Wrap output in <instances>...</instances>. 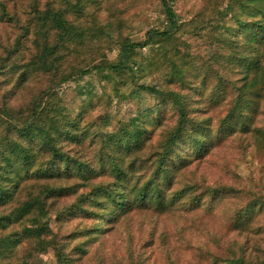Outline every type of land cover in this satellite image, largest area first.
<instances>
[{"label":"rangeland","instance_id":"374dc122","mask_svg":"<svg viewBox=\"0 0 264 264\" xmlns=\"http://www.w3.org/2000/svg\"><path fill=\"white\" fill-rule=\"evenodd\" d=\"M5 1L9 9L17 11V18L20 21L17 24L6 16H0V53L9 41L15 40L16 34H22L19 25L28 22L27 8L30 9V0ZM62 1L38 0L37 5L43 8L48 2L58 6ZM220 1L223 5L227 2V0ZM13 2L15 7L10 4ZM84 2L86 11L82 16L76 17L70 12L67 16L82 21L86 29L90 28L97 19H103L107 15L122 23L120 29L113 30L103 23V36L91 43L97 57L113 60L117 56L121 40L128 38L132 41H141L148 28L162 30L168 25L157 0H84ZM169 2L178 21L184 25L186 21L197 15L203 5L202 0H169ZM251 7V4L242 7L239 18L246 21L255 19L257 16L252 14ZM224 19L226 24L231 25V29L236 30L232 17L227 15ZM184 25L176 32L175 44L171 43V48L166 52L161 47L162 44L156 46L148 43L136 47L129 61L118 72L91 71L74 80L69 78L56 87V95L67 112L77 121L76 133L81 139L77 146L80 157L97 161L100 156L104 157L103 145H106L116 155L118 167L128 174L127 179L123 181L125 185H140L147 179L149 172L143 170L147 165L148 158L144 159L148 153L147 146L154 143L173 120L170 107L165 105L156 93L142 88V85L156 88L172 85L180 90L181 85L171 76L178 75L196 85L188 99L189 105L192 106V114L196 117L214 118L220 113L218 107L234 108L236 119L233 121V131L216 132L215 128L208 131L209 145L212 147L205 155L195 156L187 146L180 145L175 148L168 157L169 175L159 178L158 181L165 187L166 200L170 202L169 200L172 199L171 205L182 207L183 211L178 208L174 210L179 213L180 224L188 231L187 233L195 232L197 226L204 225H208L214 232V238L208 237L206 245L197 252L187 243H181L176 264L200 262L208 264L213 252L222 253L216 242L219 236L232 253L238 254L240 245L250 256L262 257L264 256V89L255 87L249 90L247 83H250L252 72L255 71L247 68V64L241 66L234 61L225 71L226 78L238 87L239 96L233 102L231 84L218 78L209 67L208 57L216 48L214 35L218 34L221 28L207 29L206 25H201L200 30L191 29L181 32L186 28ZM37 28L35 26L36 34L33 37H21L28 46L42 41L43 37L36 32ZM246 34L247 32L239 35L241 42L252 44L251 41L246 40ZM173 47L176 48V52ZM258 48L261 50V56L257 60L259 67L256 72L259 77L264 78V45L259 44ZM176 55L178 58H174L173 62L177 65L178 71L174 73L166 57ZM27 56V53H23L21 57L24 59ZM183 60L186 63L181 66ZM14 74L16 73H11L10 76L13 77ZM62 75L64 76L65 73ZM42 79L44 78L39 80ZM31 85L37 86L38 82ZM212 87H214V98L209 101V89ZM185 90L187 91L186 88ZM132 129L140 134L145 148L140 146L124 151L123 148L117 147L116 136L129 134ZM25 147L29 153L36 156L39 154L35 143L27 142ZM0 164L2 165L0 264H22L27 252L32 250L30 241L20 235L24 226L47 222L52 229H56L58 223L63 222L70 230L75 224L81 227L88 225L87 218H71L67 212H45L34 216H29L31 212H28L29 217L24 215L14 218L19 214L22 203L29 194L34 195L43 187H54L55 191L50 197L54 196L58 201L65 198V201H68L81 190L94 183L106 182L113 175L110 166L107 165L105 170L99 169L95 176L80 177L55 172L41 175L42 166L41 168L39 166L37 174L28 173L24 176L19 171L20 163L17 162L14 153L7 154L2 150H0ZM56 165L58 166V163ZM191 167L196 173L192 172ZM194 177L205 178L207 185H213L221 190H227L228 186L234 190L219 191L212 197L208 193L201 192ZM13 185L16 187L13 188ZM10 192L11 196L8 197ZM169 217L167 213L155 214L151 207L128 211L124 216L115 211L106 220L90 221V226L96 227L91 237L85 234L70 235L66 244L71 247L76 242L80 247L74 252L75 264H123L122 260L127 252L122 242L127 224L132 226L130 229L133 230L134 238H139L141 233L146 237L150 228L155 231L161 225L169 228ZM149 221H155L156 225H151ZM135 228H139L141 233H137ZM168 235L170 233H166L167 238ZM170 243L174 244V240ZM96 245L104 257L102 263L99 262V256H95ZM35 249L40 264H55L51 246L38 241ZM230 252L219 255L229 256ZM141 264H163L154 246L145 253V259Z\"/></svg>","mask_w":264,"mask_h":264},{"label":"trees","instance_id":"16d2710c","mask_svg":"<svg viewBox=\"0 0 264 264\" xmlns=\"http://www.w3.org/2000/svg\"><path fill=\"white\" fill-rule=\"evenodd\" d=\"M37 1L30 0L29 2L28 22L19 25L22 28V34H16L15 40L9 41L0 53V150L7 154L14 153L17 162L20 163L19 171L24 176L28 173L37 174L39 166L43 167L40 170L43 172L41 175L55 172L80 177L95 176L99 169L105 170L107 165L110 166L113 175L106 182L94 183L81 190L68 201H65V198L58 201L54 196L50 197V194L55 191L54 187H43L36 194H29V197L23 201L19 214L14 218L23 217L28 212H31L29 216L45 214V212H67L71 218H87L88 225L81 227L75 224L70 230L63 222L58 223L56 229H52L47 222L41 225L24 226L20 235L30 241L32 250L27 252V257L23 258L22 264H40L41 261L37 259L35 253V244L38 241L51 246L55 264H75L74 252L79 246L74 242V245L69 247L66 244L67 237L80 234L91 237L96 227L90 226V221L106 220L115 211L124 216L128 211L148 207H151L155 214H169L170 226L167 228L161 225L157 228L159 231L150 228L146 237L139 228H135L141 236L134 238L133 230L130 229L132 226L127 224L122 242L127 252L126 257H123V264H141L145 259V253L151 246H154L163 264H176L181 243H187L196 252L203 249L206 239L214 238V232L208 225H204L197 226L195 232L187 233L188 231L180 224L179 213L174 210L178 208L183 211L182 207L171 205L172 199L169 200L170 202L166 200L165 187L158 180L169 175L168 157L175 148L180 145L187 146L195 156L205 155L212 147L209 145L208 131H212L213 128L216 132L233 131V121L236 119L235 109L218 107L220 113L214 118L196 117L192 114V106L188 102L189 94L195 90L196 85L185 81L184 77L178 75L171 76L181 85L180 90L172 85L159 88L142 85V88L156 93L162 102L170 107L173 120L166 131L154 143L147 146L148 153L144 158H148L147 165L143 169L149 172L147 179L140 185H125L123 181L127 179L128 174L118 167L116 155L106 145H103L104 157L100 156L97 161L80 157L81 154L77 151L81 140L76 133L77 121L67 112L56 95V87L69 78L74 80L91 71L118 72L129 61L136 47L152 43L156 46L162 44L164 52L169 50L171 43L175 44L176 32L184 25L178 21L169 0H157L164 19L167 21V27L162 30L148 28L141 41H132L128 38L121 40L117 56L113 60L95 56L96 53L91 43L103 36L104 26L112 30L120 29L122 23L120 24L118 20H113L112 16L107 15L103 19H97L90 28L86 29L82 21H76L67 16L69 12L76 17L82 16L86 11L84 0H63L58 6L47 2L43 8L38 7ZM202 1L201 10L194 18L186 21L184 25L186 28L181 32L191 29L200 30L201 25H206L207 29L221 28L218 34L214 35L216 48L208 57L209 67L218 78L231 84L233 102L239 96L238 87L226 78L225 71L234 61L241 66L247 64V68L255 71L252 72L250 83H247L249 90L255 87L264 89V78L259 77L256 72L259 67L257 60L261 56V50L258 47L259 44L264 45V0H227L224 5L220 0ZM10 4L15 7L14 2ZM250 4L252 14L257 17L250 21L240 19L239 14L242 7ZM227 15L233 18L236 30L231 29V25L225 23L224 18ZM0 16H6L17 24L20 21L17 18V11L9 9L5 0H0ZM35 26L38 27L36 32L43 39L40 42L35 40L36 43L28 46L21 37H33L36 34ZM245 32H247L246 40L251 41L252 44L247 45L241 42L239 35ZM173 48L176 52V48ZM23 53L28 55L24 59L21 57ZM89 56L94 59H90ZM166 58L171 65L172 72H177V65L173 61L178 58V55ZM185 63L186 61L183 60L181 66ZM11 73L16 74L12 77ZM62 73L65 75L63 76ZM40 78L44 79L39 80ZM37 82V86L31 85ZM213 98L214 87L209 89L208 100L212 101ZM27 142L35 143L39 153L37 156L25 149ZM116 146L129 151L131 148L140 146L145 148V143L140 134L132 129L129 134L116 136ZM27 159L32 161H25ZM1 167L0 164V169ZM191 168L192 172L196 173V170ZM195 178L201 192L208 193L212 197L219 191L234 190L230 186L227 190H221L213 185H207L205 178ZM15 187L16 185H13V188ZM0 202H2L1 199ZM153 218L155 219L154 215ZM149 222L151 225H156L155 221ZM166 233H170L168 238ZM171 240H174V244L170 243ZM216 242L222 253L213 252L208 264H264V256H250L240 245L238 254L230 252V248L224 245L221 236L216 239ZM81 248L84 249L83 246ZM223 252H230L229 256L219 255L224 254ZM95 254L99 256V262L102 263L104 257L97 245Z\"/></svg>","mask_w":264,"mask_h":264}]
</instances>
